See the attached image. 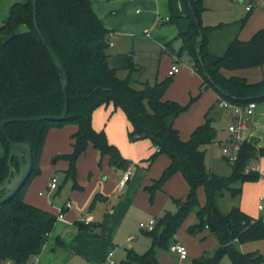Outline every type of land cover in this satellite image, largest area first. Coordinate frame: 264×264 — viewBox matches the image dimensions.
<instances>
[{
    "label": "trees",
    "instance_id": "1",
    "mask_svg": "<svg viewBox=\"0 0 264 264\" xmlns=\"http://www.w3.org/2000/svg\"><path fill=\"white\" fill-rule=\"evenodd\" d=\"M91 1L37 0V23L43 37L34 23V0L14 3L8 18L0 25V124L11 118H54L13 121L4 127L13 142L30 146L33 163L25 184L0 207V262L29 264L41 254L57 222V215L25 201L27 184L40 173V160L51 128L67 123L78 128L71 136L73 151L59 155L69 161V174L73 178L76 177V161L89 143L100 152L101 158L109 156L116 169L126 170L130 166L119 148L109 142L106 132L95 130L92 124L94 111L112 104L126 114L131 124L128 133L131 142L149 139L157 148L146 160L149 164L161 154L170 158L160 178L146 187L150 200L177 172L182 173L189 185L186 200H176V213H166L157 220L155 229L147 232L152 239L151 247L141 255L130 251L127 261L121 264H161L157 249L170 251L178 229L193 211L197 214V222L189 227V233L208 229L218 238L220 246L212 257L195 259L192 264H219L224 255L229 256L232 264H261L264 261L261 253H243L236 242L264 240V220L238 207L223 212L218 200L225 190L239 195L241 187L235 188L234 184L260 178L258 171L248 168L253 160L264 157V148H259L254 140L244 141L237 160L231 164V176L208 172L202 147L216 139L212 119L206 117L190 138L183 140L174 123L188 106L164 99L171 79L153 85L144 82L142 88L137 89L133 86L132 72L136 67L132 63L128 67L131 73L123 79L118 77L117 70L108 64L109 30L94 14ZM186 2L190 23L179 35L183 44L178 56L183 52L190 55L194 68L202 76V85L211 86L219 96L217 102L225 100L241 106L264 102V80L251 83L244 77H226L222 73V69L264 65V29L249 41L235 38L222 55L213 54L209 49L210 35L222 25H203L204 0ZM177 20L178 17L172 15L170 21ZM246 20L247 17L240 24ZM21 26L26 30L17 32ZM47 46L60 58L69 77L68 113L61 120L57 118L63 113L65 104L63 74ZM0 141L4 148V155L0 157L1 184L10 172V145L1 127ZM12 164L20 169L16 157ZM200 186L206 190L207 201L203 206L197 198ZM76 224L80 228L84 226Z\"/></svg>",
    "mask_w": 264,
    "mask_h": 264
},
{
    "label": "rangeland",
    "instance_id": "2",
    "mask_svg": "<svg viewBox=\"0 0 264 264\" xmlns=\"http://www.w3.org/2000/svg\"><path fill=\"white\" fill-rule=\"evenodd\" d=\"M15 1L17 2L19 0H0V24L3 21L2 19L8 17L11 6L14 4L11 2ZM250 4L251 7H253L252 11L246 10V7ZM204 7L205 10L201 17L203 25H222L220 28L215 29V32L213 31L214 34L210 36V38L215 41L214 51L217 55L224 54L226 48L235 38H238L241 41H249L258 31L264 29V0H204ZM6 13L8 14L7 16H5ZM246 17L247 20L241 25L240 21ZM160 26L161 25H159V27ZM170 28L175 29L174 26H170ZM25 30L26 28L21 26L17 29V32H24ZM154 30H156V28L150 32L152 33ZM110 33L111 32L109 31L108 40L110 38ZM116 34L117 35L113 37L115 40V47L109 45L108 52L110 51L114 54L111 57L110 63L118 68V77L122 79L126 78L131 73L128 67L129 64L132 63L136 69L138 67H141L142 69L141 72L138 69L132 72L133 80H144L153 85L156 82L171 79L172 81L165 92L164 98L176 101L182 106H188V109L181 113L176 119L174 124L175 128L180 131L182 139L184 138L188 140L190 134L205 121L206 117L212 119L213 126L216 130V139L212 143L202 147V150L205 151L206 169L208 172L218 176H231V164L227 158L222 155V145L230 144L228 142L230 139V132L228 130L230 120L226 110L220 106L219 102H216V91L207 84L204 86L202 85V76L194 68L193 60L187 52H183L180 60L177 62L180 71L173 77L168 74L176 56H178L181 51L183 42L179 37L180 34L177 33V36H175L176 38L173 37V40L169 43L170 48L173 49V54L176 55L175 58L171 54L161 56L159 48L155 46L152 41L153 39H151L150 36L145 37L139 33V35H137V41L134 44L132 41V35L118 32H116ZM250 34L251 36L249 39L243 40V36ZM132 50H134V53H131ZM125 66L127 67L125 68ZM133 86L137 89L142 88L140 84L137 83H133ZM97 109L103 110L105 107L100 106ZM128 142L130 144L126 147L121 144L122 150L119 148L121 154L125 158L128 157L127 155H131L132 158H144L142 157L144 156L142 153H137L134 148L132 149L131 145L134 144V142H131L130 140H128ZM48 147L49 148L46 146L44 148L41 156L39 165L40 173L34 176L26 186L25 197L28 193L38 192L39 189V191L44 192L43 199H46L49 202L50 208L56 212V214H58L62 208L68 207V210L65 213L66 218L71 219L72 221L64 223L63 221L65 219H57L56 225H58V230L62 233L58 236L59 238L63 239L65 237L69 239L70 236L72 237L71 233L73 231L69 224L80 223L82 225L84 224V226L80 228L76 224L78 227L77 231L91 234V237H93L92 240L95 239L101 242L100 244H88L86 238H81L79 243L81 244L82 255L76 253L74 255L75 258H68L69 256L67 253L64 260L61 261V264H106V262L110 260L108 258L110 252L113 253L112 260L114 261V264H121L128 259V254L126 253L130 250L129 244L132 245L136 251L141 250L142 248L143 251L140 252H146V250L151 247V245L149 247V244L152 239L146 231L138 227L137 224H147L151 219H160L166 213H176V200H186L187 198L189 185L181 172H179V174L183 176L188 187H183L179 182L173 180L169 183L171 178L176 174L175 173L162 187L167 190L166 193H162L158 190L154 194L152 201L150 198L147 200V208L155 207L157 205L160 206L161 204L164 205L163 213H161V215H153L155 212H150L148 209L138 208L136 211L132 210L127 216H120L121 214L118 213L115 216L116 221L113 223V218L108 217L110 210L117 202H119L130 186L127 184L125 190L122 192L117 190V186L122 178L124 170L116 169L111 165L110 159L109 161L103 160L106 156L101 158L100 152L92 143H89L87 150L81 154L76 161V177L73 178L69 174L70 163L67 159L59 158L54 161L59 155L69 154L70 151L66 149L67 147L61 151L63 154H59L58 151H53L50 156L48 155V152L53 146L48 145ZM2 148L3 146L0 141L1 151L4 149ZM53 148L55 149L56 147ZM156 150L157 148H155L154 152ZM163 155L165 154L157 156L151 164L146 161L150 156L147 157V159H145V162L147 163L146 167L139 166L134 163L133 159L126 158L127 161H129V164L134 167L132 183L134 175L137 172L139 173V181L141 184L144 183V180L149 176L156 178L153 182L159 179L160 175H162L163 164H159L157 161L158 158ZM1 156H3V153L0 157ZM142 161H144V159H142ZM53 172H56L61 181L59 187L50 192L47 191V182L50 180ZM245 183L246 182L233 185L235 188L241 187V193L239 195L234 196L231 191H224L223 195L218 200V205L223 212L227 213L234 207L240 208L243 195L246 197V202L249 205H255L257 193L254 190H248V193ZM146 187L147 186L142 185L141 191L150 195ZM103 188L109 191L104 190L105 192H103ZM159 194L163 195L162 198H160L161 196H159ZM165 196H167L166 199ZM84 197L86 199H84ZM197 198L200 205L203 206L206 204L207 197L204 186L198 188ZM192 217H194V221L185 228L186 222ZM121 218H123L124 224L114 234V230L112 229L114 228L113 224ZM196 222L197 214L193 211L186 217L185 221L177 231V233L180 234V237L181 234H186L188 236L187 246L190 251V257L186 264H192V261L195 259L212 257L220 246L218 238L208 229H204L195 234L189 233V227ZM103 229L107 233H102L101 231ZM130 234L133 237L132 242L127 241ZM198 234H201L203 237L200 239L196 238L195 236ZM82 239H84V241H82ZM250 242L252 241L245 243ZM239 250L241 251V249ZM84 251L90 253L89 257H86L85 254H83ZM160 253L170 255L169 250L158 248V260L160 258ZM169 259L170 260H167L166 263L162 259L159 261L161 264H172V259ZM173 263L176 264L175 261H173ZM219 264H232V262L228 255H224ZM262 264H264V261Z\"/></svg>",
    "mask_w": 264,
    "mask_h": 264
},
{
    "label": "crops",
    "instance_id": "3",
    "mask_svg": "<svg viewBox=\"0 0 264 264\" xmlns=\"http://www.w3.org/2000/svg\"><path fill=\"white\" fill-rule=\"evenodd\" d=\"M25 1L26 0H19L17 2H25ZM11 3L12 4L16 3V1L11 2ZM91 7H92L94 14L97 16V18L101 22V24L107 30L111 32L110 38H109V45L115 47L114 46L115 40L113 37L117 35L116 32L132 35V41L134 44L137 41V38H138L137 35H139L140 33L141 35H144L145 37L150 36L151 39H153L152 41L154 42L155 46L159 48V53L161 56L165 54H171L175 58L176 55L173 54L174 52L173 50H171L169 43L173 40V37L177 36V33L180 34L181 32L186 31L190 23V20L188 19L189 6L187 5L186 0H172V1L171 0H92ZM247 7H246V10H247ZM252 10H253V7L251 10H248V11H252ZM7 15L8 14L6 13L5 16ZM172 15H174L175 17H178V20L170 21ZM7 18L8 17H6V19ZM6 19H2L3 21L1 24H3V22ZM168 24H172V25H168ZM159 25L161 26L159 27ZM170 26H174L175 29L174 28L171 29ZM207 26L216 27L210 24H207ZM155 28L156 30H154L151 33L150 31ZM214 32H212L210 36H212ZM250 36L251 34L245 35L242 38L243 40H247L249 39ZM214 45H215V41H213L212 38H210L209 39V49L211 53L217 55V53L214 51ZM108 53H109V57H108L109 66L117 70L118 68L110 63L111 57L114 54H112L110 51ZM131 53H134V50H132ZM180 57L176 56L175 61L173 62V65L180 60ZM126 67L127 66H125V68ZM171 67L169 71L171 70ZM137 69L140 70V72L142 70L141 67H138ZM169 71H168V74H169ZM222 73L226 77H232V76L244 77L248 79L249 82L254 83V82H259L261 80H264V65L259 66V67L243 68V69H235V70L222 69ZM133 81H134L133 83L140 84L141 87H142V83L148 82V81L138 80V79H135ZM215 97H216V102H217V100L219 99V96L217 95V93ZM103 107H105V109L103 110L96 109L94 111L93 118H92L93 127L97 131L104 130L107 134L109 142L116 145L118 148L122 150L121 144L124 147L130 144L128 142L129 140L128 133L131 130V124L126 114L121 109H115L112 104L109 106H103ZM221 107L226 110V113L228 114V118L230 120V125H231L232 120H233V111L230 108H225L223 106ZM77 129L78 128L75 124H67L63 127L50 129L47 135L44 148L46 146L47 148H49L48 145L56 147V148L54 149L53 147H51L52 151L49 149L48 155L50 156V154H52L53 151H58L59 154L61 153L63 154V152L61 151L64 150L66 147L68 151L72 152L73 147H72L71 136L77 131ZM229 135H230V139L228 142L230 143L231 134ZM243 136L247 140H251V139L254 140L259 148H264V102L257 103V106L253 114L249 117L248 125L246 129L243 131ZM183 140H186V139L183 138ZM68 144L71 146H69ZM224 145H227V144H223L222 147ZM131 147L132 149L134 148L137 153H142V155H144L142 157L144 158H141V159H139L138 157L132 158L131 155H127L128 157L126 158L133 159L135 164L146 167L147 163L145 162V159H147V157H149L155 150V147L153 143L151 142V140L143 139V140L136 141L134 142V144L131 145ZM2 153L4 155V149L3 151H1L0 149V155ZM57 157L54 159V161L59 159V156ZM109 159H110L109 156H106L103 160L109 161ZM142 159H144V161H142ZM157 162H159V164H163V170H162V173H163L164 169L170 164V158L163 155L158 158ZM129 167L131 168L132 175H133L134 167L132 165H130ZM249 168L256 169L260 173V178L258 180L245 183L247 192L248 190L256 191L257 193L256 203L254 206L249 205L246 202V197H244L243 195L240 209L248 213L254 218H262L264 220V208L262 210L258 208L260 204V198L264 197V157H259L257 160H253ZM132 175H131L129 182L127 183L128 186L130 185L129 189H127L126 193L123 194L119 202H117L111 208L110 213L108 215V217L113 218V223L114 221H116L115 216L118 213L121 214L120 216H127V214L130 213L132 210L136 211L138 208L148 209V211L150 212H155L153 213V215H161V213H163L164 205L162 204L160 206L157 205L158 207L155 206V207L147 208V200L148 198H150V195H148L144 191L143 192L141 191L142 185L149 186L153 184V180L156 178L149 176L146 179L145 177L146 180H144V183L141 184L139 181L140 176H139V173L137 172L134 175V180L132 183ZM54 176L58 178L57 188L60 185V181H61L60 177L56 174V172H53V174L50 177V180L47 182V191L51 192L57 189V188L50 189L49 187L51 179ZM172 180L179 182L181 186L183 185V187L185 186L188 187L187 183L183 179V176L179 174V172H177L171 178V181H169V183L172 182ZM125 187L122 190H119V187L117 186V190L122 192L125 190ZM102 190L103 192H105L104 190L109 191L104 188ZM160 191L162 193L167 192V190L164 188H162ZM43 196H44V192L39 191L38 189V192L28 193L27 196L25 197V201L38 208L49 211L55 215H58L60 211L58 212V214H56V212H54L50 208L49 202L46 199L45 200L43 199ZM159 196H161L160 198H162L163 195L159 194ZM166 197L167 196H165V199ZM84 199L86 198L84 197ZM67 210H68V207L62 208L61 211H64V214H65ZM155 219L156 221L158 220V218H155ZM71 221H72L71 219L66 218V214H65V220L63 222L67 223ZM193 221H194V217H192L191 219L189 218L185 224V228L188 227V225L192 224ZM123 222H124L123 218H121L115 224H113L114 228L112 229L114 230V234L124 224ZM69 225L73 231L71 233L72 237L70 236L69 239L65 237L61 239L58 236L61 235L62 233L58 230V225L55 224V227L53 231L51 232V234L49 235L48 241L45 244L43 251L41 252L39 256H36L35 258L32 259L31 264H61V261L64 260L65 255L67 253L69 256L68 258H73L76 253H79L78 255H82L81 254L82 248H81V244L79 243V240L81 238H84V239L86 238V241L88 242V244L90 243L100 244L101 243L100 241H97L95 239L92 240L93 237H91L92 236L91 234L77 231L78 227L76 223L69 224ZM137 226L139 227V223L137 224ZM101 232L103 233L106 231L103 229ZM181 237H180V234L177 233L175 240L181 241L187 247L188 249L187 259L180 260L177 255L169 251L170 255L168 254L165 255L164 253H160L159 260L162 259L166 263L167 260H170L169 258H171L173 261L176 262V264H186L187 263V260L190 257V251L187 246L188 236L186 234H181ZM195 237L200 239L203 236H201V234H198ZM84 239H82V241H84ZM127 241L128 242L133 241V237L131 234L128 236ZM151 241H150L149 247L151 245ZM236 245L239 249H241V252L243 253H248V252L261 253L262 252V255L264 254V240H257V241H252L250 243H244V244L236 242ZM129 248H130L129 251H134V253H137L139 255L145 253V252H140V251H143L142 248L141 250H137V251L134 250L133 246L130 244H129ZM129 251L126 254L129 255ZM111 253L112 252L109 253L108 258ZM83 254H85L86 257H89L90 253H87L84 251ZM112 257H113V253H112L111 259ZM172 260H171V263L174 264ZM132 264H136V263H132Z\"/></svg>",
    "mask_w": 264,
    "mask_h": 264
},
{
    "label": "built area",
    "instance_id": "4",
    "mask_svg": "<svg viewBox=\"0 0 264 264\" xmlns=\"http://www.w3.org/2000/svg\"><path fill=\"white\" fill-rule=\"evenodd\" d=\"M252 7L249 5L247 7V10H251ZM180 71V68L177 63H175L171 70L169 71L170 76L176 75ZM220 105L225 108H230L233 111V120L231 125L229 126L228 130L231 134V140L229 145H224L222 147V155L227 158L230 164H234V162L237 160L238 153L240 150V146L244 141H247V139L243 136V131L246 129L248 125L249 117L253 114L257 103L256 102H250L247 105L241 106V105H234L229 103L228 101L222 100L220 101ZM252 140V139H251ZM254 171H258L253 168H249ZM259 172V171H258ZM132 175L131 168L128 167L121 180L119 181V190H122L127 183L129 182ZM58 186V178L54 176L51 179L50 182V189H55ZM260 210L264 208V197L260 198V204L258 206ZM57 219L64 220L65 214L64 211H60L57 215ZM157 221L155 219H151L147 224L139 223V227L142 230H145L147 232H151L155 229ZM131 239V238H130ZM170 252L177 255L180 260H185L188 257V250L187 247L178 240H174L173 243L170 246ZM112 253L109 256V259L106 264H114V261L111 259ZM0 264H12V262H0ZM31 264V262L29 263Z\"/></svg>",
    "mask_w": 264,
    "mask_h": 264
},
{
    "label": "water",
    "instance_id": "5",
    "mask_svg": "<svg viewBox=\"0 0 264 264\" xmlns=\"http://www.w3.org/2000/svg\"><path fill=\"white\" fill-rule=\"evenodd\" d=\"M34 23H35L36 30L43 37L41 30L37 23V0H34ZM47 47H48V50L53 60L55 61L56 65L60 68L63 74V92H64V97H65V104H64L63 113L61 114L60 117L57 118L61 120V119H64L68 113L69 102H68L67 88L69 85V77H68L67 71L65 70L64 65L62 61L60 60V58L52 51V49L49 46ZM47 119H54V118L48 117V116L31 117V118H11V119H7L1 122L0 127L10 145V155L8 159V163L10 166V172H9L8 177L3 181V183L0 184V207L3 203L8 201L10 198H12L20 190V188L25 184L28 177L30 176V173L32 170V163H33L30 146L26 143L13 142L4 128L5 125L13 121L25 122V121L47 120ZM14 157H16L20 163L19 170H17L15 166L12 164V159Z\"/></svg>",
    "mask_w": 264,
    "mask_h": 264
}]
</instances>
